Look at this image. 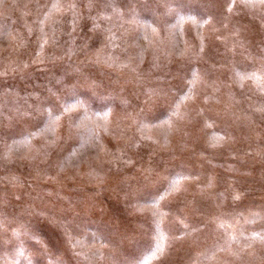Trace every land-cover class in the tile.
I'll return each mask as SVG.
<instances>
[{"label":"rangeland","instance_id":"1","mask_svg":"<svg viewBox=\"0 0 264 264\" xmlns=\"http://www.w3.org/2000/svg\"><path fill=\"white\" fill-rule=\"evenodd\" d=\"M264 0H0V264H264Z\"/></svg>","mask_w":264,"mask_h":264},{"label":"snow or ice","instance_id":"2","mask_svg":"<svg viewBox=\"0 0 264 264\" xmlns=\"http://www.w3.org/2000/svg\"><path fill=\"white\" fill-rule=\"evenodd\" d=\"M262 240H264V237H261ZM145 264H147V262H145Z\"/></svg>","mask_w":264,"mask_h":264}]
</instances>
